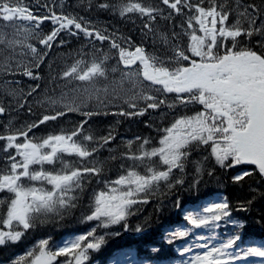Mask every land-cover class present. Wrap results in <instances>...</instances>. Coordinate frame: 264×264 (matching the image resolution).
<instances>
[{
  "label": "snow or ice",
  "instance_id": "obj_1",
  "mask_svg": "<svg viewBox=\"0 0 264 264\" xmlns=\"http://www.w3.org/2000/svg\"><path fill=\"white\" fill-rule=\"evenodd\" d=\"M160 2L178 15L183 14V8L194 10L195 15H190L187 21L188 28L192 29L190 33H186L190 42L186 50L174 46L173 55L165 61L147 54L143 47L127 51L113 41L111 47L119 49L120 62L129 70L121 71L120 79L112 82V92H131V100L140 99L146 102V106L137 111H121L117 114L142 116L148 109H158L162 105L174 109L177 104L185 107L190 104L199 105L200 109L191 115L176 118L170 126L162 129L163 134L158 140V146L147 147L151 141L145 138L133 152V141L127 143L128 152L122 156L131 160L132 165L126 174L111 182L113 186L107 191H100L94 196L90 206L91 214L84 217L85 221H99V227L108 228L126 221L132 214L130 209L134 205L147 203L146 198L140 199V194L146 197L158 189L161 182L168 188L183 184L184 181L180 178L175 179V184L171 181L174 170L181 173L184 171L193 147L210 148L209 156L214 158L221 168L253 165L255 171L264 177V19L256 15L260 13V9L255 4L241 6V0H234L235 8L230 6L229 0H207V6H204L205 0H198L195 4L185 0ZM90 3L91 0L89 5ZM99 7L108 9L116 6L101 3ZM118 10L121 17L138 13L150 20H155L156 15L163 13L162 8L145 4L142 0H121ZM49 12L50 15L40 17L34 14L24 0H0V21L6 22L0 27V45L4 46L0 48V53L10 50V54L0 64V71L11 72L9 61L14 59L17 47H26L34 58L39 57L34 67L38 68L43 62L37 48L31 43H25L34 37V30L30 26L33 22L35 28H39L44 20L51 21L55 26L49 34L39 39V43L47 48L52 47L61 31L67 30L76 35L77 33L72 31L73 27L88 37L95 36L100 41L109 39L99 30H89L83 17L57 14L51 9ZM233 15L235 19L230 23L229 18ZM170 16L171 13L165 18ZM193 21L199 26L198 29L194 28ZM145 27L149 25L146 24ZM3 28L13 29V33L8 34ZM20 33H24L23 40L16 38ZM242 36L249 41L253 36H259L260 39L255 46L241 45L239 38ZM108 59L105 54L101 60L93 59L90 63L83 59L77 60L63 72L62 77L85 82L99 93L101 89L96 88L95 83L100 78L107 79L109 69L105 67V62ZM137 62L139 67L132 70L131 66ZM16 67H23V75L39 79L31 68L22 63H17ZM110 71L116 73L119 69L112 67ZM145 81L149 84L145 85ZM154 85L161 87L153 89L151 86ZM146 88L158 93L176 94L175 99L172 102L160 99L149 94ZM83 91L89 93V88L85 87ZM102 91L107 94L109 89L105 86ZM31 94L32 92L28 93ZM9 95H13V92H9ZM52 103L55 104L56 101ZM128 106L137 109L136 103H129ZM65 107L70 112L79 111L78 107ZM5 111L6 109L0 106V114ZM82 114L90 118L101 113L89 111ZM64 115L63 111L44 115L39 124ZM86 123L87 121H84L77 125L71 132L48 135L43 139L36 138L35 141L29 138L32 129L39 126L35 122L23 130L17 129L13 134L0 135V140L7 141L3 151L8 152V149L14 148L21 158L17 160L16 156L9 154L7 159L10 164L6 171L0 172V192L12 194L10 198L0 199V246L20 241L27 230L35 227L34 220L38 215L74 207L73 201L76 197L69 194L77 189L82 190L83 175H99L103 171L102 163L100 166L94 164L92 167L81 168L63 160L62 154L86 160L93 157L99 147L114 139L109 133L107 137L100 138L101 144L90 147L96 140L92 134H85ZM20 138H23V141L17 142ZM136 139L141 140L140 137ZM204 159L207 160L208 157ZM57 162L63 165L59 171L44 168L46 164L54 165ZM197 163L196 170L200 172L199 162ZM140 168L143 172L138 170ZM252 174L250 170H241L233 180L240 182ZM32 182H40L41 186L37 187ZM45 184L51 187H45ZM176 206L179 207V201ZM183 220L191 227L183 230L177 228L167 233L168 244L178 238L188 237L194 229H206L210 235H198L190 245L179 248L177 251L181 257L192 253L193 249L203 250L196 252L189 259L182 260L181 264H233L247 257L264 258V243L261 246L242 248L240 243H243V238L240 233L230 235L215 245L211 244L212 240L218 239L214 229L220 227V221L237 224L241 229L245 227V224L231 220V209L226 198L220 202L205 203L201 210L187 211ZM124 228L127 230L126 223ZM136 231L140 232L142 229L137 227ZM95 232L96 229L93 228L86 234L65 240L55 251L48 248V240H41L37 245L38 254L36 250L29 251L26 256L19 257L12 264H55L58 257L70 258L64 264H85L89 259V250H99L105 243L104 237H97ZM234 248L237 251H232ZM152 251L159 252L160 249L153 248Z\"/></svg>",
  "mask_w": 264,
  "mask_h": 264
},
{
  "label": "trees",
  "instance_id": "obj_2",
  "mask_svg": "<svg viewBox=\"0 0 264 264\" xmlns=\"http://www.w3.org/2000/svg\"><path fill=\"white\" fill-rule=\"evenodd\" d=\"M142 2L162 8L163 13L156 15L155 20H150L146 16L141 17L138 13L121 17L118 10L121 0H91L90 5L89 0H38V2L24 0L34 14L40 17L50 15L49 9L57 14L83 17L89 30H99L109 39L100 41L95 36L88 37L73 27L72 31H75L76 35L70 34L67 30L61 31L52 43V47L47 48L39 43V39L49 34L55 26L51 21L44 20L39 28H35L33 22L31 27L34 30V37L30 38V42L42 55L43 62L37 68L34 64L39 57L28 61L17 54L19 59L11 64V72H0V106L6 109L0 114V135L13 134L17 129L23 130L27 125L35 122L39 126L29 133V138L35 141L36 138L43 139L48 135L71 132L77 125L87 121L84 124V132L92 134L96 140V143L90 144V147L101 144L100 138L107 137L109 133L114 139L99 147L93 157L86 160L62 154L63 160L70 162L74 167H92L94 164L100 166L102 163L103 171L99 175L85 173L81 181L82 190L77 189L69 194L76 197L73 201L75 206L38 215L34 220L35 227L27 230L19 243L7 244L0 249V262L10 261L22 254L28 246L44 238L59 240L69 234H86L95 226V221L84 220L86 215L91 214L90 206L93 204L94 196L107 189V186L120 175L126 174L133 163L122 156L123 153L128 152L127 143L133 141V152L145 138L151 141L147 147L158 146V140L163 134L162 129L170 126L174 118L183 116V112L187 113V110L182 111L179 108V104L174 109L166 105L158 109H148L142 116L117 114L121 111H136L130 107H118L113 110L97 107L70 112L68 109L55 108L50 99L71 84V78H63L62 74L75 61L80 59L89 63L93 59L99 61L105 54L109 57L106 63L112 64V61L119 60V49L111 47L113 41L127 51H135L136 47H143L147 54L155 55L165 61L173 55L174 45L179 47L184 45L187 48L190 37L186 33L192 31L188 28L187 21L190 15H195L194 10L183 8L182 5L183 14L178 15L160 0H142ZM185 2L195 4L198 0H185ZM101 3L116 7L102 9L99 7ZM229 4L233 8L236 7L234 0H229ZM248 4H255L260 9V13L256 15L264 19V0H241V6ZM204 6H207V0ZM249 11L251 12L252 9ZM169 13L171 16L166 19ZM234 19V15L230 16L229 22H233ZM259 23L258 19L257 25ZM146 24L149 27H145ZM193 25L195 28L194 21ZM239 39L241 45L255 46L260 37L253 36L250 41L243 36ZM3 47L0 45V48ZM9 54L10 50L0 53V63H3L6 55ZM17 63L31 68L39 79L23 75V67L18 69ZM9 92H13V95H9ZM29 92L32 94L28 95ZM145 106L146 104L143 108ZM57 111H63L65 115L39 124L44 115H54ZM89 111L101 114L90 118L82 114ZM137 137L141 140H137ZM19 141L22 142L23 138ZM6 144L7 141L0 140V172L6 171L10 164L7 159L9 154L17 158L14 148L8 149V152L3 151ZM209 152L207 146L193 147L184 171L181 173L179 170H174L171 181L175 184V179L180 178L183 179V184H175L174 187L168 188L164 182H161L160 187L146 197L140 194V199L146 198L147 203L134 205L130 209L132 214L126 221L113 225L107 231L100 229L99 232L104 237L105 243L99 250H89V259L85 264H111L117 253L130 252L133 248L137 249L140 257L150 264H160L166 259L178 257L176 247L182 239L178 238L172 244H168L166 234L175 226L183 224L182 210L186 206L196 204L208 196L212 197L215 191H222L229 196L232 217L240 219L245 224L243 229L232 228L233 233L243 232L245 239L264 243V177H261L255 168L244 165L221 168L214 158L209 156ZM206 156L207 160L204 159ZM197 162L201 168L200 172L196 170ZM62 167L60 162L44 165V168L50 171H59ZM138 170L143 172L142 168ZM241 170H250L253 174L240 182H234L233 177ZM44 186L51 187L46 184ZM177 201L179 207L176 206ZM125 223L127 230L124 228ZM137 227L142 231L137 232ZM153 248L160 251L153 252Z\"/></svg>",
  "mask_w": 264,
  "mask_h": 264
},
{
  "label": "rangeland",
  "instance_id": "obj_3",
  "mask_svg": "<svg viewBox=\"0 0 264 264\" xmlns=\"http://www.w3.org/2000/svg\"><path fill=\"white\" fill-rule=\"evenodd\" d=\"M5 23L6 22L0 21V27H2ZM24 23L28 24V22H24ZM198 27H197V29H198ZM3 31L7 32L10 35L13 33V29H11V28H3ZM197 34L201 35V33H199V32H197ZM16 38L23 40L24 39V33H20ZM25 43H31L30 39H28ZM21 53H23V55H21ZM17 54H20V56H23V58H25L24 60H28V61H31V59L34 58L33 54L26 47H17L16 51H15V54H14V59L9 61L10 64H12L14 61H18L19 58H18ZM6 56H8V55H6ZM111 63L112 64H109V63L105 62V67L109 69L107 79L100 78L95 83V87L101 89V91L99 93H96L91 88V86L87 85L85 82H80V81H76L74 79H71V84L69 85V87L65 88L64 90L60 91L57 95L52 96L50 98L52 101H56V103L54 104L55 107L67 109V107H65V105H68L69 107H78L79 111H84L88 107L99 106V105H104V104L107 105L110 108H113L114 105L120 104V103H123V102H124L125 105H129V103H136L137 106H138V104H140V102L146 103L145 101L140 100V99L131 100L130 99V97L132 96L131 92L125 93V92H121L119 90L116 93L112 92V87H113L112 82L114 80L118 81L120 79L121 71H127L129 69H125L123 63L120 62V61H112ZM112 67H117L119 69V71H117L116 73H112L110 71V69ZM138 67H139V62H137L136 65H132L131 66L132 70H135ZM144 83H145V85L149 84V82H147V81H145ZM105 86H107L108 89H109L107 94H105L102 91V89ZM85 87L89 88V93H91V95H89V93H85L83 91V89ZM126 87H127V85H126ZM151 87L154 89V88L161 87V86L154 85V86H151ZM146 91H149V94L156 95V96H158L160 94V93L155 92V91H150L147 88H146ZM165 94H168V96H167L168 98H171V97L176 95V94H172V93H165ZM126 101H128V102L126 103ZM180 106L183 109L184 108L188 109V107H185V106H182V105H180ZM39 186H41V184L39 182H37V187H39ZM11 195L12 194H10V196ZM208 202H220V197L218 196V197H215L212 200L204 201L198 206V208H196V207L189 208V209H187L185 211V213L187 211L201 210L202 209V205L205 204V203H208ZM188 226H190V225H187V226L185 225L184 227H181V229L183 230L184 228H187ZM102 228H104V227H102ZM214 233H215V230H214ZM198 235L208 236V235H210V232L208 230H206V229H194L193 232L188 236V240H191V241L188 244V240H187L186 245H190L193 241H195V238ZM215 235H216V233H215ZM70 239H72V238H70ZM197 242L203 243L204 241H197ZM219 242H220V240H217V242H215V240H212L211 244L215 245V244H217ZM61 244L62 243L56 244L50 250L55 251L58 246H61ZM182 246H184V245H181L180 248ZM248 246H261V245H252V244H250ZM248 246H244L242 248H246ZM48 248H49V246H48ZM200 251H203V250L202 249H193L192 253L185 254V256H183L182 259H180V260H172L171 262L165 263V264H181L182 260L189 259L190 256H192L196 252H200ZM37 254H38V250H37ZM58 258H57V260H58ZM55 264H60V263L56 261ZM115 264H137V263L132 258H130L129 255H126V256L120 257L116 261ZM233 264H264V258L247 257L244 260L235 261V262H233Z\"/></svg>",
  "mask_w": 264,
  "mask_h": 264
}]
</instances>
